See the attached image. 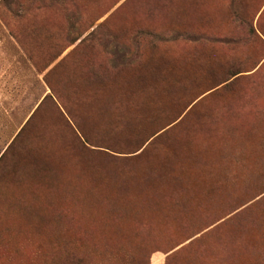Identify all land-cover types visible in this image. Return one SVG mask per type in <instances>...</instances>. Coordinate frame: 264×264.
<instances>
[{
  "label": "rangeland",
  "instance_id": "374dc122",
  "mask_svg": "<svg viewBox=\"0 0 264 264\" xmlns=\"http://www.w3.org/2000/svg\"><path fill=\"white\" fill-rule=\"evenodd\" d=\"M0 264H264V0H0Z\"/></svg>",
  "mask_w": 264,
  "mask_h": 264
}]
</instances>
